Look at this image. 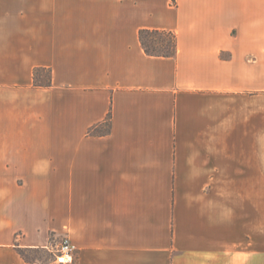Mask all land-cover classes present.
Masks as SVG:
<instances>
[{
    "label": "crops",
    "instance_id": "crops-1",
    "mask_svg": "<svg viewBox=\"0 0 264 264\" xmlns=\"http://www.w3.org/2000/svg\"><path fill=\"white\" fill-rule=\"evenodd\" d=\"M64 236L72 264H264V0H0V264Z\"/></svg>",
    "mask_w": 264,
    "mask_h": 264
},
{
    "label": "rangeland",
    "instance_id": "rangeland-1",
    "mask_svg": "<svg viewBox=\"0 0 264 264\" xmlns=\"http://www.w3.org/2000/svg\"><path fill=\"white\" fill-rule=\"evenodd\" d=\"M169 34L158 32H147L143 35V45L151 52L159 53L167 51L170 47ZM49 72L45 69L36 71L34 83L44 84L48 81ZM106 127H103L105 130ZM66 237V236H64ZM62 239L52 244L48 248L23 249L24 258L20 256L26 264H63L58 256V247ZM72 264V263H71Z\"/></svg>",
    "mask_w": 264,
    "mask_h": 264
},
{
    "label": "trees",
    "instance_id": "trees-1",
    "mask_svg": "<svg viewBox=\"0 0 264 264\" xmlns=\"http://www.w3.org/2000/svg\"><path fill=\"white\" fill-rule=\"evenodd\" d=\"M147 32H158V33H161V34H169L170 36V47L167 51H164V52H159V53H154V52H151L149 51L144 45H143V35ZM139 37H140V41H141V44H142V47L144 48L145 52L147 54H150V55H157V56H171L172 54H174L175 52V35L173 32L171 31H165V30H148V29H142L139 31ZM39 69H37L36 71H38ZM36 71L34 72V77H35V74H36ZM51 83L50 81V73H49V78H48V81L44 84H40L42 86H49ZM90 132H93V129L90 130ZM18 253L19 255L24 258V250L22 248H19L18 249ZM25 259V258H24Z\"/></svg>",
    "mask_w": 264,
    "mask_h": 264
},
{
    "label": "built area",
    "instance_id": "built-area-1",
    "mask_svg": "<svg viewBox=\"0 0 264 264\" xmlns=\"http://www.w3.org/2000/svg\"><path fill=\"white\" fill-rule=\"evenodd\" d=\"M75 247L68 237H63L59 247L58 256L63 264H71L74 261Z\"/></svg>",
    "mask_w": 264,
    "mask_h": 264
}]
</instances>
